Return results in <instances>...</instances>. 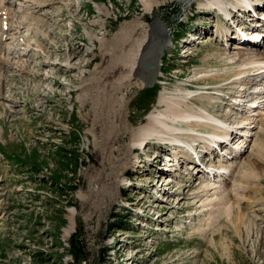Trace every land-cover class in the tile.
Masks as SVG:
<instances>
[{"label":"rangeland","instance_id":"rangeland-1","mask_svg":"<svg viewBox=\"0 0 264 264\" xmlns=\"http://www.w3.org/2000/svg\"><path fill=\"white\" fill-rule=\"evenodd\" d=\"M13 1L15 30L0 34V264H264V69L246 65L240 86L235 74L242 69L229 64H246L255 59L247 53L258 52L218 44L227 23L200 9L205 0H158L148 13L145 0H39L42 10ZM156 15L172 42L158 84L141 85L129 74L134 80L120 94L126 121L134 129L145 124L161 96L180 98L176 85L214 83L213 91L191 86L202 92L190 105L207 119L190 123L194 128L178 122L173 138L193 142L201 156L220 129L237 136L208 166L213 176L197 166V181L187 168L171 175L148 166L147 157L162 149L154 140L128 158L111 155L119 146L107 140L103 112L90 95L84 103V86L101 71V43L130 24L143 44ZM183 31L195 41L177 40ZM224 87L245 91L234 94L235 103L247 104L240 112L231 100L222 112L206 107ZM227 113L234 115L229 121ZM174 139L170 149L184 157ZM78 231L81 261L70 253Z\"/></svg>","mask_w":264,"mask_h":264},{"label":"bare ground","instance_id":"bare-ground-1","mask_svg":"<svg viewBox=\"0 0 264 264\" xmlns=\"http://www.w3.org/2000/svg\"><path fill=\"white\" fill-rule=\"evenodd\" d=\"M235 1H236L235 6L237 7H243L244 5H248V6L251 5L250 0L248 1V3L246 0H235ZM144 3L147 13L152 11L155 5H159L158 0H145ZM228 3L229 2L226 0H206V2L204 3L205 5H201L200 9H203L206 13L208 11H212L213 7H217L218 13L216 12L217 15L215 17L219 21H221L223 15L226 16L232 15L228 11ZM220 15L222 16V18ZM223 22L225 21L223 20ZM166 26L165 23L162 21V19L156 15L154 18L153 27L150 30H148L147 40L143 42V44H141L142 39L140 37L138 39L134 38V35L137 34L136 32H138L137 26H133L130 24L121 28L120 32L116 35V37L112 39V43L108 45L103 44V42L101 43L102 44L100 46V51L102 54L101 55L102 67H100L101 71L97 72V77L95 78L96 79L95 84H93V81H91V83L89 82L90 84L88 83L84 86L86 90V94H84L85 95L84 103H86V101L88 100L87 97H89L90 95L91 96L90 98H92L95 102L94 103L92 101L93 104L98 105L97 106L99 109L98 112L99 111L103 112L100 113V115L102 114L100 118H103V121H105L106 124L105 126H107L108 129L107 138L108 137L109 138L107 140L108 142L110 141L109 143L112 144L113 146H119L117 150H111V155L113 156L114 155L116 157L123 156L128 158L130 156V153L138 151V149L143 147V145L146 142H150L152 140H154L156 144L159 143V146L157 145L156 148L158 149L162 148L161 150L165 148L167 149V151H172L168 146L166 147L165 145H161V144L170 145V143H167V141L171 142L174 139L173 137H175L176 134L178 133V130L175 127V125L178 122L179 123L182 122L183 124L191 127L190 123H192L193 121H203V120L205 121L207 119L206 113H203L200 116L199 113L201 112V109L193 107L194 105H190L193 104L194 101H196V99L192 96H194L195 94H200V91L191 90L189 88L190 84L188 83V84H179L174 86L175 91L174 90L172 91L179 94L178 96H180V98H175L173 96L172 98H167L161 96L160 97L161 100L159 99V103L156 107L157 110L153 111V113H150L148 115L147 122L145 124L134 129L128 123V121H126L127 119H126V109H125V105H126L125 98L120 95L123 90L124 84L126 85L127 81L131 83V80H134L129 77V74H131L132 72L135 74L136 78H138V82L141 85L152 84L154 81L157 80L158 75H160L159 73L160 72L163 73L162 68L157 64V61L162 62V57L165 51L167 50L168 45L172 42L171 34L167 33ZM225 27H226V31L224 37L226 36L230 42L235 44L237 42L239 43V45H247V44H241L239 42L242 35L240 33V30L234 36L233 34L231 35L229 34L231 27L226 24ZM196 38L198 37L196 36ZM198 39H200V37ZM227 39L226 42L228 43ZM137 45H139L138 48ZM237 45L234 47L235 49L244 48L246 50V48H248L244 46L243 48L242 46L237 47ZM254 50H255L254 52H258L257 49ZM261 53L263 54L255 53L253 55L250 54L251 56L249 55V53H247V56L250 59H252L253 56L255 57V59L251 60L250 62H247L246 64L245 62L240 63L239 61L235 62L234 60H232L233 62L229 63L230 65H234L235 63H237L240 69H242L240 72H237L236 74L234 73L236 75V80H235L236 85H240V86L244 85V80H243L245 79L244 73L246 69H248L246 65H251V68H253L254 72H259L264 69V52ZM259 55L262 57L259 58ZM106 59L107 62L109 61V65H107V63L106 65L104 64ZM67 63L69 64V61H67ZM91 64L92 62H88L87 66H90ZM67 67L66 69H69L70 65ZM71 69H73V67H71ZM116 74H118L117 79L113 78L114 76H116ZM68 75L71 74L68 73ZM93 76H95V73L92 74V77ZM111 78L116 80L109 81L111 80ZM93 79L90 77L89 80H93ZM194 80L195 79L191 81ZM244 93L245 91L243 90V92L237 91L234 94L241 95L242 98ZM167 95L168 94H166V96ZM191 97L194 99H192ZM207 99L211 102V104L206 107L208 109L218 108L216 112H222L223 110L222 106L228 105V103L225 102L226 99L220 96L214 95L213 97H207ZM217 104L221 106H218ZM241 104L242 103L239 101L234 103L233 105L234 110L240 112L241 109H239V107L241 106ZM227 114L228 115H226V119L228 121L231 119L232 116L234 117L233 114H229V113ZM217 124H215L214 127L215 131H217L216 129H220V127H222L219 122ZM193 126L196 127L195 125H192L191 128H194ZM232 131L228 129L226 130L220 129V131H217V134L215 133L217 135L216 144L219 143L220 141L230 142L231 140L230 138L234 134ZM179 134L180 136L182 135L181 133ZM128 141H130L133 144V146L126 145ZM176 141L178 142L179 147H184L187 150L190 149L192 152H195L193 142H187V141L185 142L181 138H177ZM186 149L183 150V153H186L185 152ZM161 150L156 151L155 156L157 157L155 159H159L157 153ZM117 161L119 162V160H116V162ZM169 163H171V160H168V164ZM190 164H192V162H190ZM70 231L71 229L66 231L65 238L68 237Z\"/></svg>","mask_w":264,"mask_h":264},{"label":"trees","instance_id":"trees-1","mask_svg":"<svg viewBox=\"0 0 264 264\" xmlns=\"http://www.w3.org/2000/svg\"><path fill=\"white\" fill-rule=\"evenodd\" d=\"M81 232H76L73 234L72 239L70 240V253L74 256L75 260H83V256L80 254V241L78 240ZM109 262L106 258H103L101 264H106Z\"/></svg>","mask_w":264,"mask_h":264}]
</instances>
